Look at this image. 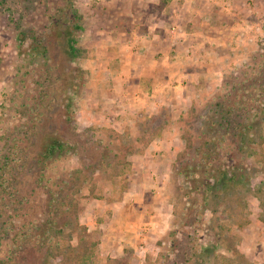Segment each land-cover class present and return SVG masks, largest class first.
Masks as SVG:
<instances>
[{
  "label": "rangeland",
  "instance_id": "1",
  "mask_svg": "<svg viewBox=\"0 0 264 264\" xmlns=\"http://www.w3.org/2000/svg\"><path fill=\"white\" fill-rule=\"evenodd\" d=\"M194 1L202 3V21L219 16L231 35L220 46L195 35L198 49L185 70L195 78L193 97L180 88L156 105L144 103L135 87L122 92L124 85L155 83L146 72L129 71L131 52L123 51L137 32L151 26L163 28L171 43L192 38L184 7ZM43 52L63 74L67 95L60 102L75 104L71 136L89 147L47 170L58 199L77 198L69 210L66 197L57 217L60 229L73 222L49 246L51 264H264V0H0V147L5 126L19 118L11 107L19 66L46 68L52 57ZM231 106L234 123L252 126L221 124L222 109ZM33 211L47 220L40 206ZM9 242L4 237L0 245V264L5 247L16 248ZM28 249L21 253L29 264H42L41 251Z\"/></svg>",
  "mask_w": 264,
  "mask_h": 264
},
{
  "label": "trees",
  "instance_id": "2",
  "mask_svg": "<svg viewBox=\"0 0 264 264\" xmlns=\"http://www.w3.org/2000/svg\"><path fill=\"white\" fill-rule=\"evenodd\" d=\"M40 43L42 42L40 41ZM71 49L73 56L80 53L76 52L78 47L75 41L71 42ZM43 53L47 56L46 59H51L52 56H49L51 54ZM36 55L37 53H33L31 64L36 62ZM51 60L48 66L43 69L33 66L37 63L32 64L33 68L27 67V70H23V66H19V73L22 75L16 79V91L11 96L14 101L11 107L15 116L19 115V118L14 119L12 124H7L1 135L3 142L0 147V245H3L5 237V243L10 241V245L13 241L12 244L16 247L14 249L5 247L4 264H29L28 256L21 253L27 248L31 253L35 252L36 255L38 251H41L38 256H41L42 253V264H51L52 250L49 246L52 245L54 237L59 233L62 234L65 226L73 222L65 220L60 223L61 229L56 227L59 223L57 217L65 212V208H62L66 205L65 198L68 197L71 201V205L67 206L69 210L76 204L74 202L77 198L74 199L67 193L65 197L58 199L59 190H55L52 183L54 177L49 176L47 170L53 161L65 156L70 151L74 150L82 157L84 149L87 150L89 147L83 146V143L71 136L69 124L72 118L70 112L75 108V104L60 102V98L66 94L67 88L63 86L64 83H59L63 74L59 70L58 63L54 61L53 57ZM80 71L82 73V68ZM32 85H34L33 88L35 86L36 88L33 93H29ZM18 96L20 98L16 100ZM63 104L67 110V115L64 117L59 113V108ZM246 107L250 108V104H247ZM262 108L264 107L262 106ZM235 109L236 106H231L227 111L226 108L225 111L222 109V112L225 113L223 114L225 120H220V123L224 125L226 121L230 128L243 126V129H246L247 126H252V122L242 120L234 123L230 113ZM249 111L251 110L249 109ZM245 136L246 134L242 138L245 139ZM91 150L94 158L100 161L98 149L91 148ZM95 164V161L89 162L78 168L77 172H83L89 165ZM209 179L208 183H210ZM40 186L47 188L48 192L39 194ZM60 189H66V185H61ZM35 202H39V204ZM37 206L43 209L46 221L33 214V210ZM10 209L15 213L9 214ZM16 217H19L18 220ZM23 220L24 222L20 223ZM43 247H46L44 251H42ZM9 248L11 247L9 246ZM31 264L40 263L38 260H33Z\"/></svg>",
  "mask_w": 264,
  "mask_h": 264
},
{
  "label": "crops",
  "instance_id": "3",
  "mask_svg": "<svg viewBox=\"0 0 264 264\" xmlns=\"http://www.w3.org/2000/svg\"><path fill=\"white\" fill-rule=\"evenodd\" d=\"M168 6H165V11L162 12V15H167L168 13ZM185 11L186 14L189 16V27L190 32L186 36L194 35L190 39L183 38V40H172L173 43L170 42V37L167 36L165 31H163V28L157 29V28H151V26L148 28V30H144L140 33L137 32V35L133 38L134 41H132L131 49H128L123 52H131V55L128 56L130 59L128 61L129 64V71L133 72V67L136 68V73L139 75L145 74L148 75L149 78H152L155 82L154 84L147 85L146 87L142 84H130L124 85L122 88V92L126 89H130V87H135L137 90H141L144 94V98L142 99L144 103H150V104H163L166 102V98L168 97L169 91H177L178 89H183V96L186 97H193V91L195 90L192 84V81L195 79L191 78V74H189V77H187V73H193V72H187L186 73V64L190 63V59L195 56V53L198 48L195 49V44L198 37H195V35H204L206 41H211L214 39V41L217 40L223 41L225 38L229 39V29L227 27V24L223 22L224 20L216 17L211 18L208 17L206 21H202L199 13H201L203 6L202 3L199 1H194L190 4H185ZM168 16V15H167ZM168 18V17H166ZM223 22V25H222ZM202 23V24H201ZM205 25V26H204ZM215 27V35L213 34V31L211 28L214 29ZM151 28V29H150ZM210 33H212L216 37L210 36ZM209 34V36H208ZM209 38V39H208ZM185 39L187 40L185 42ZM227 39V40H228ZM220 42L217 43V46H220ZM206 45V44H205ZM205 45L200 44L201 47H205ZM133 48V49H132ZM215 51V50H214ZM135 52V53H132ZM139 52V53H138ZM190 52H194L193 56L190 55ZM180 62V64H179ZM148 64V65H147ZM179 64V65H178ZM146 67V70L144 71ZM124 72V71H123ZM185 73V74H184ZM183 75V76H182ZM191 75V76H190ZM195 75V74H194ZM201 73L197 75V77H200ZM183 77L186 79L185 83L180 85H171L169 83L170 79L177 80L179 78ZM187 77V78H185ZM190 79V80H188ZM158 81H161L162 83L159 84ZM198 81V78H197ZM171 85V86H170ZM140 86H143L142 89H140ZM171 87V88H169ZM196 87V86H195ZM140 102V103H143ZM162 223V220L153 222L154 227H162L160 226Z\"/></svg>",
  "mask_w": 264,
  "mask_h": 264
}]
</instances>
